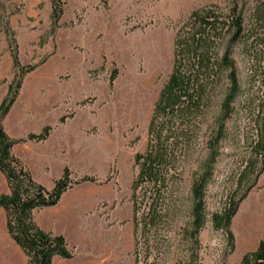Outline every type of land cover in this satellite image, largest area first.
I'll list each match as a JSON object with an SVG mask.
<instances>
[{
	"label": "rangeland",
	"instance_id": "1",
	"mask_svg": "<svg viewBox=\"0 0 264 264\" xmlns=\"http://www.w3.org/2000/svg\"><path fill=\"white\" fill-rule=\"evenodd\" d=\"M257 1L60 0L63 13L54 26L51 0H0V103L17 72L9 45L22 68L33 67L21 77L2 125L14 141L51 128L45 140L16 142L11 151L47 189L64 167L70 170L75 184L56 205L33 214L39 227L65 237L73 251L68 264H84L89 256L87 264H134L135 256L137 264H241L264 242L245 250L237 221L232 226L240 204H246L245 224L248 207L264 204V167L255 149L264 119V49L253 39L230 45L226 38L220 46V53L230 47L240 91L224 115L225 71L193 141L170 172L157 204L164 217L151 228L148 256L139 245L135 253L132 225L134 156L145 151L177 31L192 13L211 9L226 16L233 3L248 28ZM85 176L94 181L83 182ZM202 176V223L195 226L192 186ZM7 192L0 173V194ZM233 205L228 229L216 228L213 216ZM144 210L141 204L139 214ZM26 260L0 208V264Z\"/></svg>",
	"mask_w": 264,
	"mask_h": 264
},
{
	"label": "trees",
	"instance_id": "2",
	"mask_svg": "<svg viewBox=\"0 0 264 264\" xmlns=\"http://www.w3.org/2000/svg\"><path fill=\"white\" fill-rule=\"evenodd\" d=\"M51 3V20L56 26L63 13L62 4L60 0H51ZM226 38L229 39L230 45L253 39L252 42L261 44L264 49V0H259L254 5L249 16L248 28L236 3H233L226 16L219 15L211 9L192 13L188 21L177 31L172 70L152 110L147 126L145 151L134 156V163L138 166L137 175L132 183L135 253L141 248L148 256L151 250V228H155L164 217L157 204H162L172 178L170 172L174 170L183 152L193 141L201 117L209 108L212 95L225 71L230 86L222 106L224 115L229 113L230 105L240 91L230 59V47L223 53L219 51ZM9 51L17 72L8 87L6 97L0 103V173L8 187L7 193L0 194V208L5 215L7 233L25 255L26 264H53L55 257L65 260L73 258V251L63 235L39 227L33 214L38 209L56 205L75 182L71 180L68 167H64L51 189H47L35 181L21 160L12 154L11 150L16 142L45 140L51 128L46 126L39 134H29L26 139L19 141L12 140L4 130L2 120L16 99L21 77L33 69L20 66L16 48L9 45ZM112 80L111 76L110 82ZM261 107L264 108V101ZM255 149L264 167V119L260 124V137L255 142ZM204 177L202 176L192 186L195 226L202 223L201 198ZM81 180L94 181L90 176H85ZM141 204H144L146 210L139 214ZM236 208L237 206L233 205L221 215L215 214L213 216L215 227L227 230ZM229 237L232 238V235L229 234ZM134 262L137 264V256L134 257ZM241 264H264V242L261 241L254 252L246 254Z\"/></svg>",
	"mask_w": 264,
	"mask_h": 264
},
{
	"label": "crops",
	"instance_id": "3",
	"mask_svg": "<svg viewBox=\"0 0 264 264\" xmlns=\"http://www.w3.org/2000/svg\"><path fill=\"white\" fill-rule=\"evenodd\" d=\"M80 206L82 204H86L85 202L78 201ZM90 205L91 207H88V210H94V204H86ZM246 204H240L239 208L237 209L236 214L233 217L232 220V226L234 220L237 221V228L235 230L236 236L239 239V244L246 247L245 250H251L255 249L257 247V244L260 240H264V204H251L250 207H248V219L246 220L245 224V217L242 214L243 207ZM91 208V209H89ZM37 211V210H36ZM34 211V213L36 212ZM96 215V212H95ZM97 216V215H96ZM250 218V219H249ZM239 223H242L243 227H239ZM234 228V227H233ZM90 256L88 257L89 260ZM86 261L84 264H87L89 261ZM69 261L65 259H60L58 257H55L53 259V264H68Z\"/></svg>",
	"mask_w": 264,
	"mask_h": 264
}]
</instances>
